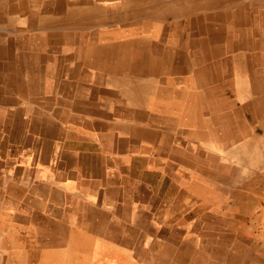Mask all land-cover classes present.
<instances>
[{"label": "rangeland", "instance_id": "374dc122", "mask_svg": "<svg viewBox=\"0 0 264 264\" xmlns=\"http://www.w3.org/2000/svg\"><path fill=\"white\" fill-rule=\"evenodd\" d=\"M86 1L107 6V16L131 17L111 22L93 18L92 24L79 26V29L75 26L56 29L41 24L44 26L42 30L45 28L43 31L46 34L53 30L69 31L78 38L85 36L87 40H96L103 29L107 31L104 35L108 36L109 42H128L130 39L134 48L132 52L126 51L129 53L128 57L137 60L141 58L143 64L140 67L144 71L139 72L138 68H135L125 73L143 85L141 90L137 89L136 85L131 87L134 86V81L125 82L126 87L121 86L122 82L110 83L119 88L105 85L104 83L108 82L101 83L102 71L90 67L83 57L76 67L73 64V76L58 70L56 81L47 80L44 83L52 87L53 95L60 93V96L55 103L45 106L46 117L48 116L50 121L43 130L37 127V111L41 106L37 105L35 98L25 96V93L10 81L13 72L10 68L11 58L20 56L18 61L25 70L24 55L26 51L29 55L33 50L25 48L23 40L25 35L39 32L36 20L49 13L59 16L68 9V3L83 6L84 0H0V264H210L208 260L212 264H225L226 261L217 254L221 247L218 220L226 208L233 204L232 200L222 196L221 190L215 189V183L212 182L206 185L180 180L176 185L183 193H179L178 189L174 190L181 195L170 193V180L150 173L153 164L144 158L141 162L146 165L143 166V169H146L142 175L144 180H141L142 183L138 186L133 175L129 173L133 174L135 166H138L135 165L138 158L133 157L140 155L139 143L132 137L122 136L123 134L116 132L117 128L114 127L120 126L125 117L131 120L130 123L134 122L132 109L139 107L144 114L142 124L146 125L142 126L149 130L152 128L153 132V137L146 139L135 133L136 137H142V147L147 150L145 153L150 152L155 157L160 152L164 155L163 158L168 160L173 148L185 149L189 145L193 146L192 141L200 146L197 141H191L181 135L182 130H197L194 126L185 124L183 108L186 96L189 93L191 100H194L204 94L217 104L228 102L230 107L239 110L241 99L236 98V90H239L243 97L248 96L251 82L264 80V52L258 47L262 44L264 35V0H199L206 2V7L195 11L192 17L171 12V6L177 0H163L159 4L143 3L132 9L119 8L123 0ZM22 5L26 8H21ZM236 8L241 9V16L235 23H231L225 14L231 10L237 11ZM134 12L137 16H132L136 15ZM197 17H205L206 24L198 19L196 22ZM188 19L192 22L189 29H176L177 26L186 25ZM135 23L143 29L146 27V30L152 33L151 36H141L140 31L136 29H127L124 31L125 36H122V32L119 33L117 29L122 28L121 26L131 27ZM45 52L60 55L61 58L63 54L53 48H47ZM136 59L134 60L137 61ZM154 60L161 62L159 67L162 69L149 67ZM129 68L133 67L129 64L122 67ZM106 73L104 72V76ZM23 75L22 72L18 75L19 83L22 82ZM235 77H238L237 81L241 82L243 87L242 84L232 86ZM122 88H127L129 92L126 99L120 95ZM63 98L70 102H82L90 108L89 112H92H75L71 106L64 104L66 101L60 104V99ZM197 103L194 101L195 105ZM12 108L18 110L17 117L11 115ZM26 109L32 112H27ZM82 114H91L93 117L86 121ZM240 114L242 115L237 119L243 123L247 115L245 111ZM158 115L177 120L178 126L174 125V129L166 126L169 130L158 129L161 126L152 127L157 124V120L152 118ZM86 122L90 123V127L85 125ZM212 126L214 125L207 124L205 127ZM103 128H109L108 135L102 134ZM38 130L44 132L41 139L38 137ZM130 131L132 130L128 129L124 132ZM30 133L33 137H30ZM39 140L42 141L38 142ZM41 142L46 150L45 162L37 156V148L41 147ZM90 143L92 148H99V152L109 163L103 170L100 181L97 178V182L92 185L57 183L60 180L84 182L81 175L85 171L67 167L68 162L64 154L72 145L79 147L78 150L81 149L82 152L89 153L86 148H91ZM261 150L255 149V158ZM114 157L120 159L112 160ZM123 161L126 165L121 164ZM43 163L51 167L38 168L39 165L44 166ZM122 166H126V169ZM78 171L84 172L78 174ZM192 175L200 174L193 171ZM159 184L162 192L157 194L155 187ZM232 184L227 183L224 187L232 190ZM261 192L264 197V190ZM195 198L201 202H195ZM199 205L205 209L199 211ZM262 205L264 206V200ZM140 211H143L142 218L138 219L134 212L139 214ZM123 213L126 215H122ZM182 215L184 224L180 221ZM170 221L172 225L169 224ZM263 235L264 223H255L253 237L260 239L258 246H264ZM172 243L176 246L179 244V248L175 250L180 257L171 263L170 260H165V256ZM259 250L253 251L263 255L264 249ZM238 253L241 256L247 255L246 260H253L254 264H264V257L254 260V253L250 250L240 249Z\"/></svg>", "mask_w": 264, "mask_h": 264}, {"label": "bare ground", "instance_id": "6f19581e", "mask_svg": "<svg viewBox=\"0 0 264 264\" xmlns=\"http://www.w3.org/2000/svg\"><path fill=\"white\" fill-rule=\"evenodd\" d=\"M151 2H155L156 4H159V3L163 2V0H123L121 2L122 6H118V7L119 8L122 7L123 9L124 8L132 9V7H134V6H139V5H142L143 3H151ZM82 3L85 5H83V6L76 5V4L72 5V4L68 3V9L66 11L61 12V14H59V16L52 15L48 12L49 13L48 15L46 14L44 16H40L39 19L36 20V25L39 29V32L37 34L25 35L24 40H23L25 48L33 50V52L31 54L29 53V55H28V53L26 51V54L24 55L25 56V61H24L25 70H23L21 63L18 61V58L20 56H17L14 54L15 56L13 58H11L12 62L10 63V68H11V70H13V72H12V77H11L10 81L15 83L18 86V88L22 92L25 93V96H27L29 98H31V97L35 98L36 99L35 101L37 103L41 104L42 106H48L50 104L55 103L60 96V93L53 95L52 87L49 84H43V83L46 82L47 80H55L56 81V78H58L56 76V72L58 70H63L64 72L66 71L67 73H69V75L73 76V74H72V72L74 70L73 64L76 67L78 62L83 57L85 58L86 61L89 62L90 67H96L102 71V73H103V74L101 73L102 74V81H105L108 83H118V82H122V83L124 82L125 83L127 81H131V83H134L132 77H130V74L125 73V71L131 70V69L135 70V68L136 69L138 68L139 72L144 71L140 67L143 64V62L141 61L142 60L141 58L139 60H137L136 58H129L128 57L129 53H127L126 51L132 52V50L134 48V47L132 48L133 42L130 39H128V42H126L124 40H121L119 42H115V41L109 42L107 40L108 36L104 35L107 33V31H105L103 29L100 30V34L97 36V37H99V36L100 37L96 38V40L94 38H90L87 40V37H85V36H80L78 38L75 34H72L69 31L64 32V31H59V30H53L50 34H46V32L43 31L45 28L42 30V28L44 26H49V28H56V29L66 27V26L67 27L75 26L77 28L79 26H82V25L87 26V25H90L93 23V18H98V21L104 20V21L111 22V21H115L116 19H119V18H126L127 16L131 17L129 15L107 16L105 13H107L109 9L104 4H101V3H95L94 4V3H90V1L85 2V0ZM168 4H170V3H168ZM223 4H225V3H222V5ZM205 5H206V2H201L199 0H177L171 6V8L173 10L171 12L173 14L175 13L177 15L180 14V15H183L186 17L187 16L192 17L193 13L195 11H197L200 8L206 7ZM21 8L24 9L26 7L24 5H22ZM138 12H140V11H138ZM134 14H136V13L134 12ZM21 15H22V13H21ZM132 16H137V14L132 15ZM240 16H241V9H237V11L231 10L225 14V17L231 23H235L236 19L239 18ZM197 19L199 21H201L202 23L206 24V18L205 17H201V18L197 17L196 22H197ZM186 22H187L186 25L183 24L184 26H177L176 29L179 28L180 31H183V29H186V27L188 28V27L192 26L191 20L188 19ZM41 24L44 26H42ZM121 27L122 28L117 27V29H118L119 33L122 32V36H125L124 31L127 29L128 30L129 29L139 30L141 33V36L145 35L146 37H149V35L152 34L151 32H149L148 29L146 30V27H145V29H143L141 26H139L136 23L131 25V27H124V26H121ZM19 33H20V31H19ZM154 38H156V37H154ZM144 41H147V40H144ZM174 42L175 41L173 40V46L172 47H174V45H175ZM238 42H239V40H238ZM238 42H237V44H238ZM137 45L140 46L139 44H137ZM252 45H253V42H252ZM9 47H11V46H9ZM146 47H148V46H146ZM258 47L260 50H262V52H264V35L262 37V44L259 45ZM47 48L48 49L53 48L55 51L59 50L61 53L63 52L62 58L60 55H57V54H46L45 51L47 50ZM136 48H138V47H136ZM140 48H142V46H140ZM234 54H235V52H234ZM134 56H135V54H134ZM62 59L67 60L70 63L63 61ZM134 59H136L137 61H135ZM246 59H247V57H246ZM55 60H57V61H55ZM263 61L264 60H262V62ZM126 64H129L133 68L122 69V67ZM159 65H161V62L158 63L157 60H154V61H152V66L150 65L149 67L152 69H155V70H157L158 68L162 69L161 67H159ZM187 66H188V64H187ZM228 66H230V65H228ZM190 67H191V65H190ZM152 69H150V70H152ZM21 72L24 73V75L22 77V82L19 83L17 78H18V75L21 74ZM104 72H107L105 76H104ZM236 72L238 73V70H236ZM135 75H136V73H135ZM58 76H59V74H58ZM74 76H75V74H74ZM189 76H191V75H189ZM1 77H3V74L1 75ZM238 77H235L234 84H232V86L242 84L241 82L237 81ZM252 77H253V75H252ZM250 79H252V78H250ZM68 82L69 81H67V83ZM246 84H245V86L249 87V86H247L248 84L247 85ZM12 85H14V84H12ZM135 85H136L137 89L141 90L143 83H136L135 82ZM34 86H37V87L34 88ZM59 87H61V86H59ZM64 87H65V85H64ZM241 87H243V84L241 85ZM250 87H251V90H250V92H247L248 96H245V97H243L241 95L239 90L238 91L236 90V94H237L236 98H238L239 100L241 99V105H240L239 110L235 109L233 106H232L233 108L230 107V104L228 102H225L224 104H217L214 101L210 100L209 98L205 97L204 94L199 95V98H197V99L191 100L190 94L188 93L186 96V100L184 101V108H183L184 115L183 116L185 117V124L189 125V126L190 125L194 126L195 128H197V130H193V131L190 130L191 132H188V131L185 132V130H182L181 135H184V138L191 139V141L192 140L197 141L198 143H200V146H198L199 144H195L196 142L194 143L192 141L193 146L189 145L185 149L176 150L173 148V149H171L170 157L168 160L164 159L163 158L164 155L161 154L160 152L158 153L159 155L155 158H151L150 156H147L144 158L145 161L152 163L154 166H156L157 169H156L155 174L163 177L165 180H168V179L170 180L169 185L172 186L169 189V190H171L170 193H176L177 195H181V194H178L174 189H178L177 191H179V193H183L180 190V188H177L178 186L176 185L178 182H181L180 180L185 181V182H198V183H202V184H206V185H208L209 183L212 182V183H215L214 184L215 189H217L218 191L221 190L222 196L228 197V199L232 200L233 204L229 208H226V211L223 212V214L220 216V218L218 220L219 221L221 247H219L217 254L219 255V257H221L222 259H224L226 261L225 264H254L253 260H251V261L246 260L247 255L241 256L238 253V250H240V249H243L246 251H248V250L252 251L254 253V254H252V256L255 257L254 260H257L256 258H259V257H264V253H263V255H259L253 251L254 249H257L258 251H260L259 248L264 249L263 245L258 246L260 244V239H258L257 237H253L254 230H255V223H258V222L260 224L264 223V206L263 205L261 206V203L264 200V197H263L262 192H261V190L262 191L264 190V80L258 79V80H256V82H251ZM62 90H64V89H62ZM55 92H58V91H55ZM62 93H64V92H62ZM128 93L129 92L127 91V88H122L120 91V95L123 96V99H126L128 97ZM174 94H176V92ZM232 98H234V97H232ZM230 100H231V98H230ZM65 101L67 103H64V104L71 106L75 112L87 111V110L90 111V108L86 104H84L82 102H79V103L74 102V101L70 102L67 100V98L66 99H64V98L60 99V104H63V102H65ZM128 101H130V100L128 99ZM194 101H196L198 103L195 105ZM129 103L131 105H134L131 102H129ZM146 103H147V101H146ZM236 106H238V105H236ZM223 108H225V109H223ZM30 109L32 110V108H30ZM133 109H132L133 116H135L136 118H139V119H143L144 114L140 110V108L136 107ZM13 110H15V111H13ZM26 110H27V112H29V111L32 112L31 110H28V109H26ZM100 110L103 111L102 109H100ZM176 110L177 109H175V111ZM16 111H18V110L12 108L10 110L11 115L14 117H17ZM19 111H21V110H19ZM56 111H57V109H56ZM243 111H245L247 118L245 119V121L243 123H241L240 120H238L237 118H238V116L242 115L240 113ZM37 113H39L40 118L42 119L41 124L44 127H47L49 125V121H50L47 118L48 116L47 117L45 116V119H44V116H42L41 111H37ZM76 115L80 119V116L78 115V113ZM152 119L157 120L156 123L158 125L156 124V126H161V128H166L167 130H169V129L166 126H168L169 128H172V129L176 128L174 125L178 126L177 120L176 121H174L172 119L170 120L168 118L161 117L159 115L152 118ZM26 121H28V120H26ZM89 124L90 123H88V122L85 123V125H87V127H90ZM207 124H212L214 126L205 127ZM25 125H26V123H25ZM143 125H145V124L143 123ZM139 126H140V128H138ZM114 128H117L118 130H121L122 132H124L128 129H131V127H129L127 122H126V124L122 123V125L120 124V126L118 125L117 127H114ZM41 129H43V128H41ZM151 129L149 130V129L145 128L144 126H141L139 123H136L132 127L131 130L134 131L135 133H138V136H143L146 139V138L153 137V132L151 131ZM35 130H37V129H35ZM155 135H156V133H155ZM149 141H152V140H148V142ZM153 141H154V138H153ZM81 143L83 144V142H81ZM66 145H68V144H66ZM71 147H73V145ZM258 148H260L262 150L260 151V153L257 152L258 156H257V158H255L254 157V151H255V149H258ZM88 149H90V148H88ZM145 151H147V150H145ZM255 154H256V152H255ZM193 171H197V173L200 175H198V176L192 175ZM201 175H202V177H201ZM142 180H144V179H142ZM220 182H222V183H220ZM227 183H233L232 185H234V188L232 190H227V188L224 187L225 184H227ZM15 185L16 184H14V186ZM160 186L161 185L159 184V186L157 185L155 187V191L157 192V194L159 192H162V188ZM237 187H239V188H237ZM214 193L216 194L215 191H214ZM194 201L195 202H201L197 198H195ZM187 205H190V204H187ZM197 209H199V211H200V210L205 209V208H203L202 205H199L197 207ZM142 212L143 211H140L139 214L137 212H134L135 217L137 216L138 219L142 218ZM206 213H207V211H206ZM129 215L131 216V214H129ZM181 217H182V220H180V221H182L181 224H184V222H185V220H183L184 215H182ZM210 219L211 218H209V220ZM186 220H188V219H186ZM169 224L172 225V222L170 221ZM174 228H176L175 225H174ZM153 230H154V228H153ZM167 233H169V232H167ZM213 240H215V238ZM162 241H164V240H162ZM263 241H264V239H263ZM225 244H229V245L227 246ZM223 245H225L226 248H224ZM178 248H179V244H178V246H176L175 243H172V245L169 246V248H168L169 251L167 249L165 260H167V261L170 260L172 263L174 259H176V258L178 259L180 256L177 255V250H175ZM188 248H189V246H188ZM205 249H206V247H205ZM207 262L212 264V262L209 260ZM218 264H219V262H218Z\"/></svg>", "mask_w": 264, "mask_h": 264}, {"label": "crops", "instance_id": "0c3cea01", "mask_svg": "<svg viewBox=\"0 0 264 264\" xmlns=\"http://www.w3.org/2000/svg\"><path fill=\"white\" fill-rule=\"evenodd\" d=\"M133 81L136 82V80H133ZM101 83H104V82L101 80ZM104 84L105 85H109L111 87L119 88L118 86L112 85L110 83H104ZM121 86L122 87H126L125 83H122ZM131 87L134 88L135 84H134V86H131ZM37 105L41 106V109L39 108V111L42 112V116H44V119H45V116H46L45 106H42L39 103H37ZM86 113H91V112L86 111ZM37 114H38V116H37V118H38L37 127H40V129L44 128V126L41 124L42 119L40 118L39 113H37ZM82 115L86 117V121L91 120V118L93 117V115H91V114H82ZM31 117L33 118L32 114H31ZM132 117H133L132 120L134 122L130 123L131 120L128 119V117H125L124 118L125 122H123V123L126 124V122H127V124L129 125V127H131V129L136 123H139L141 126L143 125L142 124V119L136 118L135 116H132ZM152 127H157L158 128V126H152ZM138 128H140V126ZM104 129H105V131H104ZM158 129H160V130L162 129L163 130L164 128H158ZM101 132H102V134L106 133V135H108L109 128H103L101 130ZM116 132H120L121 134H123L122 136H125V137H132L133 140H135V141H137L139 143L138 151H139L140 155L138 154L137 157H133V159L138 158V162H137V164H135V165H138V166H135L136 170H134L133 174H131V173H129V171H127L130 175H133L134 182L139 186L142 183L141 180H142V175L144 173L143 171L146 170V169H143V166H146V165H143V163L141 164L142 159L147 157L148 155L151 158H155V157H157V155L154 157V156H152V154L150 152L145 153V148L146 147L145 148L142 147L141 143L143 141L141 140V137H136L135 132H133V131H130L129 133L128 132H121L118 129L116 130ZM41 133H42V131L38 130V137L40 139H41L42 135H44V132L42 134ZM30 137H33V134L30 133ZM40 141H42V140H39L38 142H40ZM42 144H43V142H41V145H40L41 147L38 146V148H37V156H38L39 159L43 158V162H45L44 155L46 153V150H45V147L43 148ZM91 144L92 143H90L91 148L90 147L86 148V150H89V153L88 152H82L81 149L78 150V147L73 146V147H69V149L67 148L68 151H67V153L64 154V158L68 162V166L67 167L75 168L76 170H84L85 171V173H83L84 171H81V173H83V175H81V178H83L84 182H77V181L74 182L73 180H60V181H57V183L62 184V185H67V184H69V185H73V184H77V185L78 184L79 185H82V184H84V185H92L94 182H97L95 179L98 178V180L100 181L101 175L103 173V170L107 168V164L109 165V163L106 161V157L103 156V154L99 152L100 151L99 148L98 147L97 148H92ZM88 148H90V149H88ZM114 159H120V158L114 157L112 160H114ZM121 159H123V158H121ZM43 164H44V166L39 165L38 168H42V167H44V168L48 167L49 168V167H51V165H46L45 163H43ZM121 164L122 165H126L125 161H123ZM122 167L126 169V166H122ZM151 169H153V170L152 171L149 170L150 173L155 174L156 173V167H154V165H153L151 167ZM149 171H147V172H149ZM81 173L78 171V174H81ZM135 200L133 199V201H135ZM122 215L125 216L126 214L123 213Z\"/></svg>", "mask_w": 264, "mask_h": 264}]
</instances>
